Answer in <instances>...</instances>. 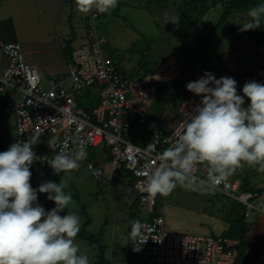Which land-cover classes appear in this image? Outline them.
Here are the masks:
<instances>
[{
    "label": "rangeland",
    "instance_id": "1",
    "mask_svg": "<svg viewBox=\"0 0 264 264\" xmlns=\"http://www.w3.org/2000/svg\"><path fill=\"white\" fill-rule=\"evenodd\" d=\"M34 1L0 0V40L19 42L27 61L34 60L42 68H51L53 74L43 73L46 78L52 75L66 77L67 57L82 44L93 21L90 14L76 9L75 0H41V6ZM226 1L208 0L202 13L198 12L201 9L198 6L193 13L183 17L184 0H120L115 10L95 20L96 33L106 40L105 55L112 58L126 76L141 79L173 56L183 65L181 79L154 86L156 97L148 112V120L156 126L166 129L168 121L181 116L179 108L185 97L186 84L195 81V69L211 72L216 78H234L241 95L246 82L264 83V42L250 40L248 30L242 31V24L249 20L248 10L235 12L214 37L201 40L216 25ZM40 8L44 9L42 13H38ZM71 12L82 16L85 25L75 30L70 28ZM173 19L179 20L178 26L168 22ZM44 86L49 87L48 84ZM86 92L82 91L80 97L86 96ZM20 97L21 93L11 86L0 91V146L7 149L17 137L16 119L7 104ZM163 113L165 122H160ZM125 134L141 143L137 132ZM34 150L42 159L30 169L31 185L38 187L45 181L59 183L64 176L69 190L77 195L70 206L82 222L76 239L88 253L90 264H128L125 251L133 221L129 213L137 198L129 178L114 179L107 173L106 152L102 147H91L81 167L67 176L54 174L47 164L46 160L57 153L45 140L39 139ZM89 163L104 169L102 182L92 174ZM229 180H239L243 185L264 193V174H258L254 169L238 170ZM46 195L39 194L38 201L46 209H51L54 203L47 200ZM157 208L164 211L170 230L208 234L214 226L201 228L204 217L222 219L230 215L231 209L241 211V204L211 188L205 189L197 181L194 188L178 185L167 196H161ZM139 215L140 218L146 216L143 212ZM247 224L253 233L251 239L256 241L264 236V215L247 219ZM136 260L137 264H149L140 256H136Z\"/></svg>",
    "mask_w": 264,
    "mask_h": 264
},
{
    "label": "built area",
    "instance_id": "2",
    "mask_svg": "<svg viewBox=\"0 0 264 264\" xmlns=\"http://www.w3.org/2000/svg\"><path fill=\"white\" fill-rule=\"evenodd\" d=\"M102 14L90 13L88 41L72 53L67 76H42L27 62L22 45L0 40V91L11 86L21 93L9 101L16 118V142L27 141L34 134L58 153L70 152L81 140L91 147H103L108 171L114 179L128 177L136 194L143 224L144 239L140 251H131L149 264H236L238 242L220 235L179 232L167 226L165 213L157 208L161 195L149 192L146 177L158 165L159 154L169 147L199 102L194 94L184 97L176 127L167 131L148 120V111L156 97L155 83H169L180 78L183 65L173 56L152 73L134 80L126 76L116 62L105 55V38L96 33L95 20ZM195 69L194 80L203 75ZM48 84V88L44 85ZM82 91H88L80 97ZM88 103L89 105H83ZM137 132L141 143L126 136ZM51 144V147L49 146ZM88 168L100 181L104 169L94 163ZM194 175L206 180L202 166ZM199 182V180H198ZM211 189L225 194L245 206L246 218L264 214V200L258 193L241 188L239 181ZM254 264H264V246Z\"/></svg>",
    "mask_w": 264,
    "mask_h": 264
},
{
    "label": "clouds",
    "instance_id": "3",
    "mask_svg": "<svg viewBox=\"0 0 264 264\" xmlns=\"http://www.w3.org/2000/svg\"><path fill=\"white\" fill-rule=\"evenodd\" d=\"M119 4L120 0H75L83 14L106 15ZM247 15L242 31L260 28L264 0ZM168 22L179 25L176 19ZM237 88L234 78H216L211 72L186 84L200 99L174 143L159 154L158 165L147 175L150 193L167 196L178 185L196 187L198 180L210 189L245 167L264 174V83L246 82L243 95ZM38 142L34 134L0 151V264H90L88 253L77 243L82 222L71 210L73 195L67 180L62 176L59 183L45 181L38 187L30 183V169L42 159L34 150ZM86 159L87 145L81 140L70 152L62 149L46 162L54 174L67 176ZM197 166L205 170L206 180L194 175ZM39 194H47L54 207L46 209L40 204ZM143 227L139 220L131 222L129 238L134 251H140L149 239H144Z\"/></svg>",
    "mask_w": 264,
    "mask_h": 264
},
{
    "label": "trees",
    "instance_id": "4",
    "mask_svg": "<svg viewBox=\"0 0 264 264\" xmlns=\"http://www.w3.org/2000/svg\"><path fill=\"white\" fill-rule=\"evenodd\" d=\"M208 0H184V9L182 12L183 17L189 15L190 13H193L198 7L200 6V10L198 12L202 13L203 8L207 4ZM259 0H227L225 2V8L223 13L221 14L219 20L217 21L216 25L210 29L203 37L201 40L207 41L212 36L216 35L221 29V27L232 18L235 12L237 11H243V10H249L250 8L256 6L258 4ZM248 38L250 40H254L255 42H264V22L261 23L260 28L254 29V30H248ZM73 53V51H72ZM72 53L70 55V59L72 58ZM154 70H152L149 73H152ZM148 74V73H147ZM157 84L160 85H167L168 83H155V86ZM193 93L189 92L187 89L184 91V96L188 97L192 95ZM7 148L1 147L0 146V151H5ZM73 197L77 196L72 194ZM242 208V213L241 211H235V213H238L236 216L234 213V216L230 217L231 218V226L226 232V236H232V234L238 229L240 231V242L238 245V260L237 264H249L248 263V258H247V249L248 245L247 242L244 241L243 237L247 233L248 226H247V220L244 215V210L245 206L241 207ZM140 209L138 207V201L137 198L134 200V202L131 204V211L129 213V217L134 221V220H139L140 221ZM130 231H131V225H130ZM133 242L129 238V244L126 246V255L128 259V264H134V259L135 256L131 251V244Z\"/></svg>",
    "mask_w": 264,
    "mask_h": 264
},
{
    "label": "crops",
    "instance_id": "5",
    "mask_svg": "<svg viewBox=\"0 0 264 264\" xmlns=\"http://www.w3.org/2000/svg\"><path fill=\"white\" fill-rule=\"evenodd\" d=\"M21 2H22V0H21ZM34 3L35 4H39V6H41L42 5V1L41 0H35L34 1ZM43 10L44 9H42V8H40L39 9V11H38V13H42L43 12ZM90 14V13H89ZM82 16H77V14L75 13V12H71V14H70V28H72L73 30H75V29H77V28H81L82 27V25L84 26L85 25V23H84V21H83V23H82ZM89 27V26H88ZM88 30L89 29H87V32H86V34L84 35V41L82 42V44L83 43H86L87 41H88ZM73 32V31H72ZM74 33V32H73ZM74 34H72V36H73ZM247 38H248V36H247ZM249 39V38H248ZM81 45V44H80ZM25 56V55H24ZM26 59V58H25ZM69 59H70V57H67V66H66V74H67V69H68V64H69ZM168 59V58H167ZM167 59H165V60H167ZM28 63H30L31 65H33L34 67H36L37 69H38V71H39V73L42 75V76H44L45 77V75H43V73L44 72H47V73H50V74H53L52 73V69L51 68H48V67H45V68H42V66L41 65H38V64H36V62L33 60H29V61H27ZM164 62V61H163ZM162 62V63H163ZM149 74V73H148ZM183 75V74H182ZM182 77V76H181ZM181 77L180 78H178V79H176V81L177 80H179V79H181ZM150 108H151V106H150ZM150 108H149V110H150ZM13 112V111H12ZM149 112V111H148ZM179 112H180V108H179ZM147 115H148V113H147ZM180 115H181V113H180ZM15 116V115H14ZM16 119V118H15ZM180 119H181V116L179 117V118H176V119H174V120H172V121H168V124L166 125V129L165 130H167V131H171V130H173L175 127H176V125L178 124V122L180 121ZM160 122H165V114L163 113V115H162V117H161V119L159 120ZM154 124V123H153ZM157 125V124H156ZM162 127V126H161ZM15 128H16V122H15ZM16 135H17V133H16ZM97 148V147H96ZM103 148V147H102ZM105 160H106V162H107V159H106V157H105ZM108 163V162H107ZM236 181H239V180H235V181H233V182H236ZM240 182V181H239ZM241 183V188L243 189H247L248 191H252V192H255V193H258L259 194V196L264 200V193H262V190H254L253 188H249L248 186H245V185H243V183L242 182H240ZM136 200V199H135ZM241 207H244L242 204H241ZM236 211V210H235ZM235 211H233V209H231L230 210V215H228V216H225V217H223L222 219H217V218H215V217H204V219L203 220H205V221H202L201 223H200V225H201V228H203L204 227V225H209V226H211L212 227V225L214 226L213 228H211V233H208V234H214V235H220V236H222V237H225V238H230V239H233V240H235V241H237L238 242V245H239V242H240V231L237 229L233 234H232V236H226V232L228 231V229L230 228V226H231V218L230 217H232V216H234V212ZM239 211V210H238ZM241 213H242V208H241ZM258 214H261V215H264L263 213H258ZM257 214V215H258ZM244 215H245V210H244ZM257 215H255V216H257ZM254 217V216H253ZM245 218H246V216H245ZM247 219H249V218H246V220ZM247 226H248V224H247ZM204 234V233H203ZM252 232H250V230H249V227H248V230H247V233L244 235V237H243V239H244V241H246L247 242V245H248V249H247V252H246V254H247V258H248V263L249 264H254V262L257 260V258L259 257V254H260V252H261V250H262V248H263V246H264V236L263 237H261L259 240H257L256 239V241L254 240V239H251V236H252ZM238 245H237V251H238ZM237 260H238V258H237ZM134 264H137V260H136V257H135V259H134ZM236 264H237V262H236Z\"/></svg>",
    "mask_w": 264,
    "mask_h": 264
}]
</instances>
